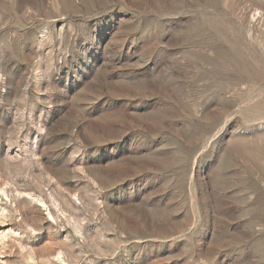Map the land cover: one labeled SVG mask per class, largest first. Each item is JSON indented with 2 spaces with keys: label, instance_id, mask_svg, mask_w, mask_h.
I'll use <instances>...</instances> for the list:
<instances>
[{
  "label": "rangeland",
  "instance_id": "rangeland-1",
  "mask_svg": "<svg viewBox=\"0 0 264 264\" xmlns=\"http://www.w3.org/2000/svg\"><path fill=\"white\" fill-rule=\"evenodd\" d=\"M0 264H264V0H0Z\"/></svg>",
  "mask_w": 264,
  "mask_h": 264
}]
</instances>
